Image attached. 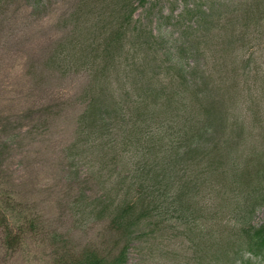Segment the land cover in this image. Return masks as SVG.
Masks as SVG:
<instances>
[{
    "label": "trees",
    "instance_id": "1",
    "mask_svg": "<svg viewBox=\"0 0 264 264\" xmlns=\"http://www.w3.org/2000/svg\"><path fill=\"white\" fill-rule=\"evenodd\" d=\"M107 1L120 3L115 20L89 26L98 17L87 8ZM145 1L76 0L72 30L49 58L54 70L87 78L66 152L100 194L79 211L108 220L124 240L113 256L86 251L58 264L264 262V225L253 224L264 150H255L251 126L264 72L228 49L247 31L264 44L250 31L264 27V0L186 2L173 28L157 31L134 19ZM188 17L195 22L183 23ZM95 29L99 44L74 40L78 32L85 44Z\"/></svg>",
    "mask_w": 264,
    "mask_h": 264
},
{
    "label": "rangeland",
    "instance_id": "2",
    "mask_svg": "<svg viewBox=\"0 0 264 264\" xmlns=\"http://www.w3.org/2000/svg\"><path fill=\"white\" fill-rule=\"evenodd\" d=\"M212 1L226 0H146L134 19L155 31L172 29L186 2L216 7ZM76 6V0H43L38 6L35 0L0 2V264H58L60 259L86 251L110 257L124 242L108 220H91L80 213L97 199L100 190L66 152L84 109L80 94L87 78L83 72L65 75L54 70L59 65L49 58L71 32L70 16ZM119 6L110 1L92 4L87 10L98 19L87 24L103 27L114 21ZM190 21L195 19H183L186 24ZM243 25L245 21L238 22L236 33ZM95 31L85 44L84 35L78 32L74 40L88 46L93 37L95 46L100 30ZM250 31L256 37L264 35V27ZM229 48H234L235 62L244 56L264 72L262 39L249 37L247 31ZM214 51L209 50V62ZM222 55L230 53L223 51ZM198 62L208 63L204 59ZM256 91L252 144L261 152L264 91L260 95ZM253 224L264 225V203L255 211ZM246 258L250 264H264Z\"/></svg>",
    "mask_w": 264,
    "mask_h": 264
}]
</instances>
